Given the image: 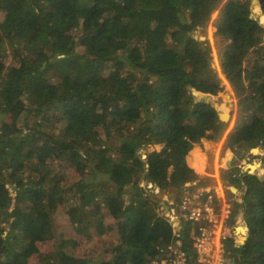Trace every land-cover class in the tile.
I'll use <instances>...</instances> for the list:
<instances>
[{
	"label": "trees",
	"instance_id": "16d2710c",
	"mask_svg": "<svg viewBox=\"0 0 264 264\" xmlns=\"http://www.w3.org/2000/svg\"><path fill=\"white\" fill-rule=\"evenodd\" d=\"M257 6L264 12V0H0V264H153L177 240L199 264L197 226L180 212L176 231L147 182L210 183L194 144L219 140L228 122L192 90L219 92L216 58L241 101L224 149L264 147ZM210 24L216 56L202 38ZM153 144L162 148L141 152ZM234 170L227 178L244 191L238 202L228 190V224L247 225V237L231 235L227 255L264 264V176ZM94 239L99 256L85 252Z\"/></svg>",
	"mask_w": 264,
	"mask_h": 264
},
{
	"label": "rangeland",
	"instance_id": "374dc122",
	"mask_svg": "<svg viewBox=\"0 0 264 264\" xmlns=\"http://www.w3.org/2000/svg\"><path fill=\"white\" fill-rule=\"evenodd\" d=\"M254 11L256 12V16L260 18L261 22H264V16H263L264 12L262 11L261 7L257 6L254 9ZM216 15L217 13L213 15V18H215ZM215 31H216V27L210 24V26L208 27L207 35H204L202 38L209 39L212 51L214 55L216 56V41L214 37ZM215 67L217 68V71L221 77V82L219 84L220 90L216 95L207 94L206 96L209 98L212 104L214 103L219 104L220 111L223 110L221 108L222 105H225L229 109V113L231 114V116H230L229 121H227L228 127L225 133L223 134V136L219 140L213 141V140L203 138L199 142L194 144L195 150L200 152L202 154V157H204V159L206 160V165L203 171L201 170L197 171L194 167L188 164L187 162L188 154L186 155V163L189 167L195 169L196 172H198L201 177H204L205 179L207 178L208 179L207 181H210L211 184L216 185L220 189L219 192L221 195L222 193H224L225 196L227 195L228 198H230L228 194V190H231L230 186L232 184L230 183L229 180L234 181L233 174H231L235 171L234 168L235 169L237 168L239 170H244V171L246 169L251 173H256L260 176H264V147L255 146L249 149L242 148L239 150L238 149L235 150L233 148L224 149L227 134L229 133V131L233 128L235 124L236 112H237L238 106L240 105L241 101L237 100L233 87L231 86L230 82L226 79V77L222 74L217 58L215 60ZM224 81H228L229 85H226V87H224V85H222ZM161 148L162 146L160 144H153V145L148 146L146 149L141 150V152L142 153L149 152L154 149L160 150ZM254 148H257L258 151L254 152L253 151ZM228 153H230L231 155L230 157L231 162L227 161L226 163L225 159L228 158ZM142 158H146V157H143L142 155ZM254 162H259L260 165L254 171H251V169L248 166L249 164L254 163ZM227 177L229 178V180ZM197 181H199V179ZM147 183H148L147 192H149L152 196H154L156 199L159 200V204L161 207V210H160L161 213L166 215L167 212L168 213L171 212L170 208L172 206L175 207L176 210L179 209L180 205H176L175 197L177 195L183 196L184 192L186 191L184 190L183 187L181 189L169 188L166 191H162L160 188H158L157 190H155L153 187L150 188L149 187L150 182H147ZM145 184H146V181H143L142 186H145ZM13 188L11 187V191L14 190ZM243 191L244 189L239 191L238 188L236 192L232 191L234 195H236V196H233L232 199L238 202L241 201L240 197ZM58 220L60 223H63L66 226H68V222L66 221L65 217L60 215L58 216ZM239 226L245 227L246 233L244 235L241 232H238L237 228ZM234 231L236 233V234L234 233L236 241L242 242L244 241L243 237L246 236L247 234V225L238 224L235 226ZM98 241L99 240L97 239L91 240L89 242L90 247L88 250H85V252H89L91 249L94 253V256H99L100 253H102L101 250H103L104 246L102 247L98 243ZM228 247L229 245L227 246V249Z\"/></svg>",
	"mask_w": 264,
	"mask_h": 264
},
{
	"label": "built area",
	"instance_id": "2783aa9c",
	"mask_svg": "<svg viewBox=\"0 0 264 264\" xmlns=\"http://www.w3.org/2000/svg\"><path fill=\"white\" fill-rule=\"evenodd\" d=\"M143 157H146V154H143ZM149 187H153L155 190L159 188L151 182ZM183 188L186 191L181 196L182 203L179 209L176 210L172 206L171 212L166 213L175 230L179 231L181 228L179 216L182 212L197 226L196 231L193 232V245L198 252V263L230 264V259L227 257V240L231 235H234L235 231H232L228 219L232 214L233 203L227 199V195L225 196L224 193L221 195L220 189L211 183L199 185L197 180L190 181ZM180 245V240H177L168 255L169 257L154 261L153 264H189L187 254Z\"/></svg>",
	"mask_w": 264,
	"mask_h": 264
},
{
	"label": "water",
	"instance_id": "95a60500",
	"mask_svg": "<svg viewBox=\"0 0 264 264\" xmlns=\"http://www.w3.org/2000/svg\"><path fill=\"white\" fill-rule=\"evenodd\" d=\"M197 34L199 35V33H197ZM192 94H193L194 97H197V98H206V100H209V98L206 96L207 93H203V92L198 91V90H196V89H193V90H192ZM213 105H214L215 108L218 110L219 118H220L222 121H225V122L229 121L231 114H229V113H227V112H222V111H220V110H219V104L214 103ZM224 115L227 116V117H225ZM254 149H257V148H254ZM230 188H231V190H232L233 192H236V191H237V187H235L234 185H231ZM246 237H247V236L244 237V241H245ZM244 241H242V242H244Z\"/></svg>",
	"mask_w": 264,
	"mask_h": 264
},
{
	"label": "flooded vegetation",
	"instance_id": "af4514ba",
	"mask_svg": "<svg viewBox=\"0 0 264 264\" xmlns=\"http://www.w3.org/2000/svg\"><path fill=\"white\" fill-rule=\"evenodd\" d=\"M234 169H235V168H234ZM242 171H244V170H242ZM245 171H248V170L245 169Z\"/></svg>",
	"mask_w": 264,
	"mask_h": 264
}]
</instances>
